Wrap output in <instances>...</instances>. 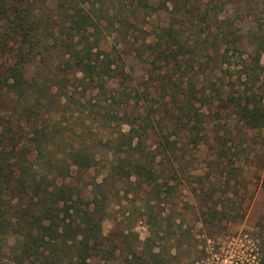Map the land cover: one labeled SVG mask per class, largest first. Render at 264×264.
<instances>
[{
  "label": "trees",
  "instance_id": "trees-1",
  "mask_svg": "<svg viewBox=\"0 0 264 264\" xmlns=\"http://www.w3.org/2000/svg\"><path fill=\"white\" fill-rule=\"evenodd\" d=\"M218 15L213 0H0V263L163 264L103 234L117 183L169 196L185 177L203 225L243 218L228 189L243 159L264 192V142L232 143L264 132V105L199 82Z\"/></svg>",
  "mask_w": 264,
  "mask_h": 264
},
{
  "label": "rangeland",
  "instance_id": "rangeland-1",
  "mask_svg": "<svg viewBox=\"0 0 264 264\" xmlns=\"http://www.w3.org/2000/svg\"><path fill=\"white\" fill-rule=\"evenodd\" d=\"M208 1L203 0L204 4ZM213 2L221 27L212 33L207 29L203 31L207 42L201 46L197 58L203 64L197 70L199 82L208 87V81H215L225 98L252 88L264 105V0ZM123 15L126 16L125 13ZM228 31L232 35L218 41V48L214 51L210 35L220 37ZM254 57L259 60L261 70L249 76L248 62ZM205 67L207 69H203ZM210 68H213V73L208 75ZM138 75L142 73L138 71ZM234 136L232 146H249V143L261 146L264 142V132ZM100 155L102 164L106 165V153L101 151ZM191 162L187 167L193 168ZM236 166L238 183L228 192L238 194V198L243 200L245 212L240 221L222 222L213 227L203 225L200 201L192 190L196 188L195 184L185 177H180L176 183L169 182L171 187L176 186L169 196H165L168 187L155 193L150 187L140 189L135 183L124 182L111 189L110 185L108 187L109 208L102 222L103 234L110 238L121 235L140 255L148 257L153 252L163 264H264V192L250 186L249 161L241 159ZM90 175L100 180L104 171L100 167ZM0 264L8 263L3 260Z\"/></svg>",
  "mask_w": 264,
  "mask_h": 264
}]
</instances>
